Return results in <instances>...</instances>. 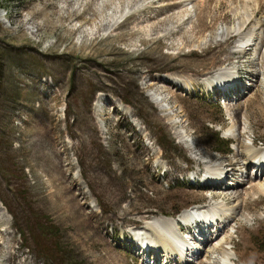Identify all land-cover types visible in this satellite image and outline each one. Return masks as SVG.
<instances>
[{
  "label": "rangeland",
  "instance_id": "1",
  "mask_svg": "<svg viewBox=\"0 0 264 264\" xmlns=\"http://www.w3.org/2000/svg\"><path fill=\"white\" fill-rule=\"evenodd\" d=\"M142 11L134 36L106 38ZM219 72L242 92L197 84ZM254 136L264 143V0H0V264H264ZM188 159L230 178L202 190ZM225 190L243 196L211 201L226 220L212 241L184 234L199 255L150 224ZM144 237L158 259L134 247Z\"/></svg>",
  "mask_w": 264,
  "mask_h": 264
},
{
  "label": "bare ground",
  "instance_id": "2",
  "mask_svg": "<svg viewBox=\"0 0 264 264\" xmlns=\"http://www.w3.org/2000/svg\"><path fill=\"white\" fill-rule=\"evenodd\" d=\"M255 13V15L257 14V10L254 12ZM246 21V20H245ZM226 31L227 32H231V30L229 29V30H227L226 29ZM223 33H225V31H223ZM228 33V34H229ZM232 33V32H231ZM239 33V32H238ZM235 35H233V34H231V36H230V39L231 38H233ZM222 73H216L215 75H213V73L212 74H210L211 76L210 77H208V79H207V81L206 80H201V83H197L198 85H202V83H206V84H208V86L210 87V91L211 90H213V91H216V93H218L219 95H223V97H231V95H232V92L233 93H235V94H239V91L240 92H242V90H243V82L240 80V78L239 77H237V80H236V78H234L233 76H229V75H221ZM207 78V77H206ZM157 79V78H156ZM205 79V78H204ZM173 82V81H172ZM174 83V82H173ZM218 83H220V86H218ZM176 85L177 86H179L180 87V85L179 84H177L176 83ZM243 87V88H242ZM186 89V88H185ZM238 91V92H237ZM221 92L223 93V94H221ZM210 93H213V92H210ZM154 98H156V97H154ZM108 99H111V98H108ZM161 100L163 101V98L161 97ZM161 100H160V98H156V100L154 99V103L156 102L160 107H161V109H162V111H165L163 108V106L162 105H160V103H161ZM96 106V105H95ZM163 107V108H162ZM168 110V109H167ZM101 111V110H100ZM120 111V110H119ZM236 113V112H235ZM166 114V113H165ZM236 116H238V114H236ZM166 117V116H165ZM236 118V117H235ZM174 125V124H173ZM260 140V138L259 137H257V136H254L253 137V139H252V142L255 144V143H257L258 141ZM260 144H262L261 146H259L258 147V149L259 150H251V156H253L255 159H253L251 156H250V154H249V157H248V159L244 162L245 164H246V166L247 167H249L250 165H252V166H254V168L253 169H251L252 170V177H253V179L254 180H257V179H260V175H261V172H263L264 171V143H261V142H259ZM238 161V160H237ZM240 162L238 161V162H234L233 161V163L232 164H230V168H232V170H233V172H234V175H235V171H237L238 170V167L240 168V166L242 165H240L239 164ZM238 164H239V166H238ZM193 166V165H192ZM245 166V165H244ZM213 169V168H212ZM210 170L208 173H210L211 175L212 174H216L217 176H219V178H213V177H210V176H208V177H206L205 179H204V183L202 184L203 186H199L202 190L203 189H213V188H215L216 187V189L217 190H214V191H219V188H221L222 189V187H223V185H225V182H227V179L228 178H230V172L229 171H227V178H226V181H225V178H223V173H224V170H223V168H221V167H217V169H215V170ZM248 173H250V171H248ZM166 174V176L167 177H169L170 176V171H167V173H165ZM197 174L199 175V174H201L200 172H197ZM233 174V173H232ZM237 174V173H236ZM244 174V173H243ZM255 174V176H253ZM250 175V174H249ZM250 177H251V175H250ZM235 179H236V183L235 184H237L236 185V187H239L240 185H242L243 183L242 182H240V181H238V179H237V176L235 177ZM171 181V180H170ZM252 181L253 180H248L247 182H249V183H251V185H250V188L252 189V190H254V191H264V187L262 186V183H257V184H253L252 183ZM262 182V181H261ZM201 189H199V190H201ZM228 189V188H227ZM249 192H247L246 194H248ZM264 193V192H263ZM243 196V195H242ZM242 196H234L232 193H229V191L227 192V190H225V191H223V192H214V193H212V195H211V197L210 198H212V199H217L218 198V200L220 199V200H223V201H225L226 203H231L232 202V199H237V198H239V197H242ZM260 202H264V197L263 196H261V197H259V199H258V201L256 200L255 202H253V203H255L256 205L258 204H260ZM252 204V203H251ZM228 205V204H227ZM246 207V206H245ZM249 207V206H248ZM215 206H211V205H207V206H205V207H203V208H201L200 209V214H204L203 216H204V218L207 220V221H209V220H213L214 221V225H215V217H216V215H218L217 214V211L215 210ZM250 208V207H249ZM217 209V208H216ZM215 210V211H214ZM159 213L161 214V215H169V214H166V213H164L163 211H159ZM152 217V216H151ZM150 217V218H151ZM159 217V216H158ZM182 217L183 218H190V213H188V212H186V213H184V214H182ZM149 218V219H150ZM156 218V217H155ZM148 219V218H147ZM178 218H175V217H171V218H166V216H163V217H161L160 219H158V220H155V221H153V222H151L150 224H151V226H154V227H157L159 230H161L162 232H163V234L165 235V236H167V235H172L173 237H174V235H175V237H177L176 239H180V236L178 235V233H176L177 231L175 230V227L173 226V221H176ZM186 219V223H188L189 221ZM143 220V219H142ZM151 220H153V218L151 219ZM144 221V220H143ZM141 222V221H140ZM210 222V221H209ZM189 225V228H190V223H188ZM217 224V223H216ZM197 225H200V222H197ZM212 225H213V223H212ZM213 225V226H214ZM208 226V225H207ZM205 224H203L202 223V229H201V235H200V239H199V241H201V242H203L204 244H206V243H210L209 242V240L210 239H208L207 237H209L210 238V236H212V233L210 234V236H207L206 234H208V232H211V229L213 228V226H208V228L206 229V227H207ZM156 233V232H155ZM176 233V234H175ZM149 237H151V236H149ZM146 238V239H145ZM150 238H148V237H144L141 241H140V243L143 245V256H145V257H147V256H149L150 255V253H154V255H155V259H158V256H159V249H157V245H156V243L157 242H154V240L153 239H151V240H149ZM176 239L174 238V242L176 243ZM178 239V240H179ZM181 240V242L185 245V243H184V241H183V239H180ZM228 240V239H227ZM167 244H170L172 241H169L168 242V240H164ZM225 241V240H224ZM196 242V241H195ZM221 242V241H220ZM134 244H136L137 245V243H135V242H133ZM222 243H223V241H222ZM222 243H219L218 244V247L220 248L221 247V244ZM133 244V245H134ZM176 245H177V243H176ZM198 245V244H197ZM196 245V246H197ZM174 246V249L176 248V246L175 245H173ZM199 246V245H198ZM224 246V245H223ZM134 247H136L137 248V246H134ZM172 247V246H171ZM140 248H142V247H140ZM203 249L204 248H206L205 246H203L202 247ZM172 249H173V247H172ZM177 249L180 251V252H183L182 251V249L177 245ZM191 249H193V247L191 248ZM215 250V249H214ZM213 250V251H214ZM218 250V249H217ZM193 255H195V254H197L198 253V251H197V248L195 249V251L193 250ZM180 255H182L183 256V253H180ZM210 258H211V256H210ZM214 258V257H213ZM237 258L239 259L240 257H239V255L237 254ZM188 259H190L189 257H188ZM212 259V258H211ZM238 261H240V260H238ZM219 261H217V260H214V263H218ZM181 263H182V261H181Z\"/></svg>",
  "mask_w": 264,
  "mask_h": 264
},
{
  "label": "trees",
  "instance_id": "3",
  "mask_svg": "<svg viewBox=\"0 0 264 264\" xmlns=\"http://www.w3.org/2000/svg\"><path fill=\"white\" fill-rule=\"evenodd\" d=\"M143 13H144V11L140 12V14H139V12H135V13H131L130 15L125 17L124 20L116 28L115 32L113 34H109L106 38L107 39L108 38L123 39L126 34H130L131 36H134L135 34H134L133 28H134L135 24L139 21L140 17H142L141 14H143ZM124 27H128V29L125 30ZM153 81H157L156 77L153 79ZM109 101H110V99H109ZM163 137H164V145H167L169 148L170 147H173V148L177 147L174 139H170L166 133H163ZM219 142L221 143V145H223V140H219ZM221 150H223L222 147L220 149H217L216 151H221ZM171 174L172 173L170 172V175ZM127 210H132V209H126L125 212H127ZM134 210H136V209H134ZM11 256H13V255H11ZM14 256H15V254H14Z\"/></svg>",
  "mask_w": 264,
  "mask_h": 264
}]
</instances>
